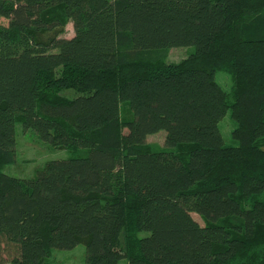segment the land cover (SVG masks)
Masks as SVG:
<instances>
[{"label":"trees","instance_id":"1","mask_svg":"<svg viewBox=\"0 0 264 264\" xmlns=\"http://www.w3.org/2000/svg\"><path fill=\"white\" fill-rule=\"evenodd\" d=\"M0 17V264L79 243L87 264H264V0H0ZM15 122L86 153L10 176Z\"/></svg>","mask_w":264,"mask_h":264},{"label":"rangeland","instance_id":"2","mask_svg":"<svg viewBox=\"0 0 264 264\" xmlns=\"http://www.w3.org/2000/svg\"><path fill=\"white\" fill-rule=\"evenodd\" d=\"M7 20L0 17V25H7ZM64 37L73 35V28L70 21L66 22L61 32ZM194 47L182 46L174 47L167 51L165 56L166 63L177 64L183 61L192 53ZM215 81L226 92L232 91V79L230 74L225 70L215 72ZM60 93L68 98L78 95V91L72 88H63ZM121 115L123 118L130 116V111L126 104L121 105ZM235 128V120L232 118L230 111L227 110L222 118L218 121V129L221 133L225 144H236L232 132ZM15 142H14V160L3 166L2 171L10 176L18 178H32L36 171L43 164L52 159H68L74 155H83L86 149H79L76 153L62 148H53L47 142L43 141L36 131L32 128H24L20 122L14 123ZM165 133L160 130L146 138L147 144L152 149L164 147ZM191 216L199 224H202L201 218L191 213ZM5 264H10L6 262ZM45 264H87L85 261V246L82 243L76 244L71 249H52L46 259ZM118 264H127L126 259H121Z\"/></svg>","mask_w":264,"mask_h":264}]
</instances>
